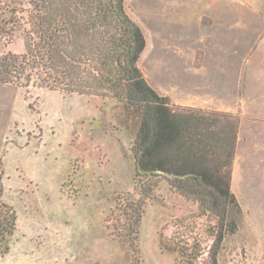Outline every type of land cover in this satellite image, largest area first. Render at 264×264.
<instances>
[{
  "label": "rangeland",
  "instance_id": "374dc122",
  "mask_svg": "<svg viewBox=\"0 0 264 264\" xmlns=\"http://www.w3.org/2000/svg\"><path fill=\"white\" fill-rule=\"evenodd\" d=\"M124 6L145 37L148 84L178 112L237 123L230 190L242 214L218 262L264 264V0ZM23 51L19 32L0 44ZM126 120L106 99L0 84V199L17 214L0 264H180L163 238L193 220L210 241L198 205L166 180L143 200Z\"/></svg>",
  "mask_w": 264,
  "mask_h": 264
},
{
  "label": "trees",
  "instance_id": "16d2710c",
  "mask_svg": "<svg viewBox=\"0 0 264 264\" xmlns=\"http://www.w3.org/2000/svg\"><path fill=\"white\" fill-rule=\"evenodd\" d=\"M124 2L0 0V44L18 32L24 40L22 53H0V84L110 101L136 129L132 152L141 167L165 173L140 174L143 200L162 178L208 221L210 241L193 220L163 238L164 248L177 252L180 264H219L222 243L242 214L230 190L237 123L226 114L210 123L200 110L178 112L148 84L137 66L145 37ZM16 227V211L0 199V258Z\"/></svg>",
  "mask_w": 264,
  "mask_h": 264
},
{
  "label": "water",
  "instance_id": "95a60500",
  "mask_svg": "<svg viewBox=\"0 0 264 264\" xmlns=\"http://www.w3.org/2000/svg\"><path fill=\"white\" fill-rule=\"evenodd\" d=\"M137 169H138V171L141 172V173H147V174L158 173V174H163V175L165 174V173L160 172V171L152 172V171L144 170V169L141 167V159H140V157H139L138 160H137Z\"/></svg>",
  "mask_w": 264,
  "mask_h": 264
},
{
  "label": "crops",
  "instance_id": "0c3cea01",
  "mask_svg": "<svg viewBox=\"0 0 264 264\" xmlns=\"http://www.w3.org/2000/svg\"><path fill=\"white\" fill-rule=\"evenodd\" d=\"M176 70H177V67H176ZM156 90V89H155Z\"/></svg>",
  "mask_w": 264,
  "mask_h": 264
}]
</instances>
